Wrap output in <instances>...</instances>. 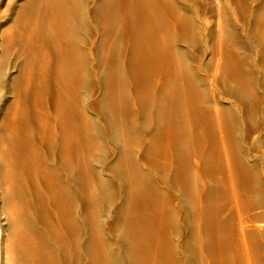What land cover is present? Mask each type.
Returning a JSON list of instances; mask_svg holds the SVG:
<instances>
[{"label":"bare ground","instance_id":"obj_1","mask_svg":"<svg viewBox=\"0 0 264 264\" xmlns=\"http://www.w3.org/2000/svg\"><path fill=\"white\" fill-rule=\"evenodd\" d=\"M201 1L200 5L199 0H2L3 6L0 8V204L3 202L4 206L2 205L3 211H0L7 217L4 222L8 224L10 234L6 245L0 230V264L180 263L181 260L178 261L175 257V250H168L169 242L165 229L168 228L166 225L168 224L166 223L168 221L166 214L168 206L166 207V203L162 199L165 197L163 191L167 190V187H164L166 184L160 183L153 175L149 180V175L145 173L147 179L144 171L142 172L137 166L136 157H133L136 154L130 155V151L127 155L122 153L127 150L124 149L126 145L122 146L124 150L122 151L117 146L115 135L117 132L123 131L119 133L120 135L118 134L120 137L123 136V140L127 138L124 137L126 131H134L132 130L133 126L129 123V116H123V111L128 112L130 105H133L131 101L130 105L128 103V100L132 99L127 89L132 85L134 79V83H139L135 87H140V90L138 89L136 92H139L140 96V93L148 94L147 96L151 97L145 95L147 101L149 99L148 103L152 104L154 100L157 104L156 109L159 110V113L155 112L160 115L156 116L155 113L154 115L158 119L161 116L160 121L158 119L156 121L161 124V137H163L162 135L165 137L162 139L165 140L164 147L167 157L164 150L163 158H167H164L166 160L164 169L167 174L170 173V167L174 161L172 159H175L176 156L178 159V156L182 155L186 148L185 146H183L185 149L179 148L187 141L197 143L195 148L198 152H194L199 153L200 159L204 157L203 160L206 161L205 154L208 153L206 139L209 137H205L203 130L209 131L210 126H204L208 120L214 121L217 129L214 125L213 128L216 131L211 127L207 133L214 130L219 134L218 147L213 145L217 143L215 141L214 143H212L213 141L209 142V144L212 143L211 145L218 148V151L216 150L220 153L218 156L223 158L228 172L233 171L230 169L232 152L228 144L232 140L228 141L230 134L227 132L229 130L225 124L229 121L225 122L224 120V115L228 114L225 112H228V109L232 110V104L230 101H223L222 96L225 94L222 91V84H226L228 81L227 71L237 72L234 73L238 77L239 83L236 80L237 84H240L238 87L244 84L241 85L242 81H247L243 64L245 61L242 62L238 54L240 46H242L241 40H239L241 38L234 33L233 20L230 19L229 4L231 0ZM202 5L203 12L201 11ZM251 12L258 15L260 20L259 27L261 29L259 32L260 38L263 39L261 45H263L264 4L260 8H253ZM255 23L257 24V22ZM87 24L90 25L88 27L95 35V40L89 49H82L80 33ZM249 27L250 22L243 23L241 33L248 32ZM190 37L199 42L200 51L196 52L198 63L195 60V53H193L195 48L185 41V38L189 39ZM195 40L193 42H196ZM121 52L125 56L124 62L127 65H125V70L127 67L130 68L132 81L126 71L119 66L121 62L118 57L121 60ZM210 52L213 55L214 65L208 69L202 65L201 61ZM257 67H259L260 73L264 74V61ZM89 77L95 80L99 88V96L107 99L105 104L103 103L105 106L100 103L103 98L96 101L99 102L98 105L93 106V104H89L87 96L82 95V85ZM247 78L249 79V77ZM202 83L208 85V89L214 97L213 102L207 106L205 102L207 100H202L207 96L204 95ZM247 83L249 84V81ZM248 84H246V88H248ZM249 86L251 85L249 84ZM142 90L144 93L141 92ZM250 91H253L251 87ZM134 95L137 99L140 97L137 94ZM119 106L121 107L119 108ZM145 106L148 107V105ZM106 107L113 109L110 110L112 114H107ZM109 109L107 110L109 111ZM243 111V105H236L234 108L235 120L241 121ZM134 115L136 116V114ZM99 116H104L101 119L103 120V129L108 138H112L117 145H114L111 152L107 151L112 153L110 164L108 161L103 168L100 166L101 168L96 169L95 165L103 158V152L107 148L106 143L108 142V138L105 140L100 133L102 126L98 123ZM148 118L150 120V116ZM206 127L208 129H205ZM200 128H204L203 132L198 130ZM229 129L233 130V128ZM133 137L136 138V136ZM154 140H150L149 144H153L156 141ZM211 140L209 138V141ZM163 149L162 147L161 150ZM209 151L211 152V150ZM180 152L181 154H179ZM210 152V155H215L214 151ZM122 154L124 157L130 156L129 166L126 165L125 159V163H123V159L121 160ZM132 157L135 163L131 160ZM145 157L143 156V158ZM190 157L188 156V158ZM147 159L144 164L149 161V158ZM197 159L199 160V158ZM164 160L162 159V162ZM217 160L220 162L222 159ZM150 162H148L149 166L152 164ZM181 162L185 164L183 161ZM181 162H178L180 164L174 168L181 167L183 169L185 166H189L187 163V165H183L184 167L179 166ZM221 162L220 165L223 164ZM122 168H126L124 169L126 170L125 174ZM154 168L156 170V167ZM59 169L63 174L59 172ZM241 169L244 173H250L245 166ZM152 172L154 171L152 170ZM69 173L71 174L70 179L74 174L72 181L78 184V192L82 193L81 195L85 199V201L82 200V203H88L92 207H98L100 197L104 196L103 193L115 185V191L122 202V209L129 211L128 225L132 236V242L129 240L132 244L130 248H127L126 241L121 239L117 244L119 252L115 256L111 253L106 238L99 230L90 240L82 239L85 236V231L79 224L81 215L75 209L76 194L72 190L74 188L69 186ZM122 173L123 176H121ZM188 173L191 175L192 172ZM195 174L197 175V173ZM182 175L187 176V173ZM190 175L187 176L188 181L192 178ZM211 178L209 177L207 180ZM229 180L231 196L238 207H241V203L238 204L239 191L237 188L239 187L236 186L233 177ZM196 185L199 187L198 184ZM172 189L175 188L172 187ZM203 195L204 199L207 195L206 193ZM80 197L82 198L79 195ZM218 199L220 200V198ZM166 200L168 201V199ZM204 203L202 200H198L196 217L200 222L205 217V207L207 206H204ZM178 208L180 211L184 210L181 200L178 202ZM219 209L221 210V208ZM40 210L44 211L45 216H43L48 221L47 232L49 233L46 236L41 233L34 222L39 216ZM52 212L56 213V222L55 220L54 222L50 221ZM213 214H211L213 215L212 220L210 217L205 219L211 220L217 230V233H214L216 234V244L213 247L218 249L212 251L216 260L215 262L213 259L211 261L213 264H231L232 259L228 257L230 254L228 253V255L226 249L222 248L225 247L226 242L229 243V237L226 234V244L222 247L220 244L222 243L221 236L223 237L221 231L231 232L233 226L230 224L232 223L230 221V224L225 223L232 226L231 228L223 226L218 217L219 214ZM242 220H240V228H238L242 246H236L233 241L235 247L233 251L231 250L232 244H230L231 246L226 245L230 246L232 254L234 253L232 256L236 257L235 260L244 257L243 251L247 248L245 243L248 238L245 226L247 221L243 220V222ZM234 221L236 222V220ZM4 222L2 221V224ZM199 228L201 229V225ZM4 229L6 228L4 227ZM94 229L96 230V228ZM211 230L213 229L211 228ZM51 237L56 241L51 242ZM6 238L4 239L6 240ZM235 238L239 244V238L233 237V239ZM211 243L214 244L212 241ZM198 249L200 250L199 247ZM246 251L250 252L248 248ZM249 257L251 256L244 258L246 264H259ZM210 264L212 263L210 262Z\"/></svg>","mask_w":264,"mask_h":264},{"label":"rangeland","instance_id":"obj_2","mask_svg":"<svg viewBox=\"0 0 264 264\" xmlns=\"http://www.w3.org/2000/svg\"><path fill=\"white\" fill-rule=\"evenodd\" d=\"M232 1H234V2H232ZM199 3L201 5L202 1L199 0ZM263 4H264V0H260L258 2H257V0H231V3L229 4V6H230V19H231V21L233 20L232 25H234L233 30H234V33L238 34L237 36H239V38H241L239 40L242 41V42L240 41V43L243 46V48H242V46H240L241 47L240 53H238L239 58L241 59L242 62L245 61V63H243L245 66L247 65V67L244 66V68H245L244 70L246 71L245 72V75H246L245 78L247 79V81H249V84L251 85V86H249L247 81H242V83L241 82L240 83H241V85L244 83L245 84V85L243 84L244 87H243V85L241 87H238L240 84H237L238 77H237V75H235V73H237L235 71H234L235 73L233 72L234 74L231 73L230 71H227L228 73H226V74H227V77H229L228 81L226 84H222V91H223V94H225L222 96L224 98L223 101H230L232 104V110L228 109V112L227 111L225 112V114H227V113L228 114L224 115L225 122L229 121L228 123L227 122L225 123L226 126L228 127L227 129L229 130L227 132L230 134L228 136L229 137L228 141L230 142L232 140L230 143H228L230 150L232 152V154L230 152V154L232 156V159H231L232 164L230 163V166H231L230 169L233 170L231 172H228L229 170H228L227 165L225 164V162H223L224 161L223 158L219 157L220 153L217 152L218 148H216V147H218L219 134H217V132L216 133L214 132V130L216 131V129H217V125L214 121H209V120H208V123H206L204 126H208V127L210 126V128H209V131H210L211 127H212V129H214L213 127H214V125H216L215 126L216 129H214L212 131L213 133L212 132L207 133L209 131L203 130L204 128L198 129V130H200V132L204 131L203 133L205 134V137L208 136L210 138V140L212 139L211 141H209V138L207 137L208 139H206V142H207L208 146L211 145L212 143H214V141L217 142V143L213 144V145H217L216 147L213 145H211L210 147L207 146L206 150H208L207 151L208 153L205 154V156H206L205 160L206 161L203 160L204 157H203V159H200V157L198 156L199 153L196 154V152H194V151H197L195 148L196 147L195 145H197V143H195V141H187V143L183 144L182 147L179 148L181 150L185 149V148L187 149V150L185 149V151H183L182 155L178 156V159L179 160L181 159V160L179 161L177 159V156L175 157V159L173 158L172 159V160H174L173 164L170 163L171 164L170 173L167 174L165 172L164 163L166 160H164V158L167 159L166 158L167 153H166V150L164 147L165 146V144H164L165 140L162 139L165 137H164V135H162L163 137H161V134H162L161 133L162 132L161 124L158 123L160 121L159 119L161 116L158 119L157 117L155 118V115H154V113L156 114V116L160 115V114H157V112H155V111H158V113H159V110L156 109L157 104L154 100L152 101L151 99H150V101H152V104H150L151 102L148 103L149 99H148V101L146 99L147 97H149V96H147L148 94L142 95V93H140L141 94V96H140L139 92H136V91H138V89L140 90L139 86H138L139 88L137 86H136L137 88L135 87V85H137V84L139 85V83L138 82H135L136 84L134 83V79L131 75L130 68L127 67L125 70L126 64L124 62V60H125L124 59L125 56H123L124 53L121 52V54H120L121 60L118 57L119 62H121V63H119V66L121 67V69L126 71L128 76L131 77V81L133 79L132 85L129 87V89H127V92L130 95V98L132 99V100H128V103L131 101V103L133 105L131 106L129 103L131 109L129 107L128 112L123 111V116H127V117L129 116V123H131V125L133 126L132 130H134V131L129 130V131H126L127 133L124 132L125 133L124 137L126 136L127 138H124L123 140H122L123 134L121 133L122 137L119 136L120 135L119 133L123 132V131L117 132V135H115V140L118 143V145H117L114 143L112 138H108V136L106 135V133L103 129L104 125H103V120H101V119L104 118V116H99L100 119H98V123L100 124V126H102V127H100V131H101L100 133H102V137H104L105 140H107V138H108V142L106 143V147H107L106 149L107 150L105 149V151L103 152V158L100 159V161L98 163H96L95 168L96 169L101 168L100 166H102V168H103L105 166V163H107L108 161H109L108 164H110V162L112 160V155H111L112 153H109V152L112 151L114 145L119 146L122 149V151H124L122 146L126 145L124 147V149H127V150L122 152V153H125V155H127L128 151H130L131 152L130 155L136 154L135 156L133 155V157H136L135 161L138 164L137 166H139V168L142 170V172L144 171L143 172L144 174L146 173L149 175V180L151 178V175H153L154 178L157 179L160 183L166 184V186H164V187H167V190L163 191L164 192L163 195L165 197H163L162 199L165 201L166 207L168 206L166 208L168 211V213L166 211V214L168 216L167 217L168 219L166 218L168 220V221H166V223H168V224H166V225L168 228H165L166 229V235L168 237V242H169L168 243V250H170V249H171V251L175 250L176 259L178 261L181 260V261H179L180 262L179 264H200V263L203 264V262H205L204 264H210V262L213 264V262L211 261L212 259L215 262L216 256L214 253H212V251L216 249L213 246L216 244V240H215L216 234H214V233H217V230L215 229V227L213 226V223L211 222L212 216L214 215L213 213H215L216 215H218V214L220 215V216L218 215V217H219L221 223H223V226L226 225L228 227L229 226L228 223L229 224H230V222L232 223L230 225H232L233 227L229 226V228L232 227L231 232H233V233H231L229 231H225V230L221 231V233L223 232L222 235L224 238L221 236L222 243L220 245L222 247L226 243H227L226 245L232 244L233 247L231 245L230 246L232 248L231 250H233V251L235 249L234 243H236L235 244L236 246H240V247L242 246V239H241V236L239 234V229H238V228H240L239 222L241 219L244 220L245 218H247L244 220V221H247L245 226H246V234L248 237L247 238L248 241L246 240L245 243H246V247L248 248V250H250V252L246 251L247 250V248H246V250H244L246 253L243 251L244 257L241 256L243 259L240 258V260H239L237 258L235 260L236 257L232 256L234 253L232 254V251L230 250V246L225 245V247H222V248L226 249L227 254L229 253L231 255L230 256L228 254L229 255L228 257H231V259H232L231 264H235L236 261H237L236 264H240L241 262H242L241 264H246V261H245L246 259H244V258H247L248 256H251L249 258L251 260L253 259L252 261H254V262L257 261L259 264H264V74L260 73L259 67H257V66H259V64H263V61H264V59H263L264 58V44L261 45L263 43L262 42L263 39L260 38L261 35H260L259 31H260L261 27H259L260 20L258 18V15L255 14L256 15L255 16L254 13L251 12V10L253 8H260L263 6ZM2 6H3V2H2V0H0V8ZM201 11L203 12V5L201 7ZM234 11H235V13H234ZM249 22H250L249 31L242 34L241 28L243 27V23H249ZM255 22H257V24ZM88 26H90V25L87 24L86 26H84L82 32L80 33V39L82 38L80 41L82 49H87V48L89 49L91 47L92 43L94 42L93 40H95V35L92 33V31L90 30V27H88ZM236 31H237V33H236ZM190 38L189 39L185 38V41L192 48H195L194 49L195 52H193V53H195L194 55H195V60H196V55H197L196 52L200 51V46L198 44L199 42L193 38H191V41H192L191 42ZM194 40L196 42H193ZM196 44H198V45H196ZM242 49H243V51H242ZM259 51H261V52H259ZM252 53H253V55H252ZM260 55H262V56H260ZM256 56H258V57H256ZM206 58L202 59L201 63L205 68L211 69L214 65V62H213L214 59H212L213 55L211 54V52ZM256 58H258V59H256ZM197 63H198V61H197ZM250 65H251V69H250ZM248 67H249V69H248ZM128 69L130 71V74H129ZM246 73H249L250 75L246 74ZM230 74L233 75L232 78H230L231 77ZM247 77H249V79ZM253 78H255V79L257 78V79L255 80ZM238 83H239V81H238ZM246 84H248V88L245 87ZM260 84H261V86H260ZM250 87L252 88L253 91H250ZM202 88L204 90V95L205 96L207 95L206 97L204 96L205 98H203L202 100H207V101H205L207 104L204 102L207 106L213 102L214 97L210 93L207 84L202 83ZM247 89H249V90H247ZM224 90H226L228 92L226 93V91L224 92ZM98 92H99V88H98L95 80L91 77L87 78L82 85L81 93L85 97L87 96L86 98L88 99L89 104L91 103V105L93 104V106H96V104L98 105V103H99L96 101H99V99L101 100V98L106 99L105 97H102V96L100 97ZM141 92L144 93L143 90ZM134 94H137V96H140V97H138V99H137L136 95H134ZM145 95L147 97H145ZM149 98H151V97H149ZM103 99L100 102L102 104L107 101V99L106 100H103ZM239 100H241L242 102H240ZM244 103H246V104H244ZM205 104H203V105H205ZM145 105H148V107ZM236 105H243L244 111H243L241 121L235 120L236 117L234 114V108L236 107ZM120 107L121 106H119V108ZM132 108H133V111H132ZM148 108H150L151 110ZM107 109H109V108L106 107L107 114H112V113H110V110H113V109L110 108L109 111ZM144 110H146L148 113ZM132 112H134V113H132ZM149 113H150V115H149ZM134 114H136V116ZM147 114H148V116H147ZM244 114H246V115H244ZM149 116H150V120L148 118ZM156 119H158L159 121L157 122ZM134 122H136V123H134ZM208 127H206L205 129H208ZM229 128H233V130L230 131ZM136 132H137V134L135 135ZM153 132L155 134H152ZM227 132H226V134H227ZM231 133H233V134L231 135ZM126 134H128V135H126ZM131 135L136 136L137 139L133 136L131 137ZM139 139L141 142L139 141ZM137 140H138V142H137ZM150 140L151 141L154 140L155 142H157V143H155L153 141L157 146L154 143L153 144L151 143L152 145L149 144L151 142ZM143 141L144 142L146 141V144H144ZM189 142H191V143H189ZM209 142H212V143L209 144ZM234 143H235V145H234ZM150 145L154 149H152ZM153 145H155V146H153ZM183 146H185V148ZM162 147L164 148L163 150H161ZM159 148H161V149H159ZM46 150H47V148H46ZM145 150H147V151H145ZM154 150H156V151H154ZM164 150H165V154H166L165 156L166 157L163 158V156H164L163 151ZM188 150H189V152H187ZM191 150H193V151L191 152ZM209 150H211V152L214 151L213 153H215L216 156L214 154L210 155ZM107 151H109V152H107ZM181 152L179 154H181ZM184 152H187V153H184ZM147 153H148V155H147ZM156 153H157V155H156ZM160 153L163 155H161ZM218 154H219V156H218ZM106 155H107V157H106ZM145 155H147V156L145 157ZM176 155H178V154H176ZM186 155L191 156V157L188 158V156L186 157ZM195 155H197L196 159H195ZM143 156L145 158H143ZM129 157L130 156L124 157V155H123L121 158V160L123 159L122 160L123 163L126 162L127 166H129V164L131 162ZM133 157L131 160H133ZM147 158H149V161H147V164L146 163L144 164V161L148 160ZM197 158H199V160ZM124 159H125V162H124ZM156 159H158V160H156ZM162 159L164 160V162H162ZM168 159H169V161H171V159L169 157H168ZM217 159H222V160H220V162L222 161L224 165L223 164L220 165V162ZM150 160H151V162H150ZM114 161H116V160H114ZM135 161L133 160L134 163H135ZM181 161H183V163H185V164L187 163L189 166L186 167L185 164H182ZM148 162H150V164L151 163L152 164L149 166ZM178 162H181V165H179V166L184 165L185 167L183 166L184 167L183 169L181 167H178L177 169H175L177 167V164H180ZM190 163H191V165H190ZM175 164H176V166H175ZM152 165H153V168H151ZM221 166H223V167H221ZM244 166L247 169H249L248 171H250V173L249 172L244 173L243 171H241L242 170L241 168ZM124 167H126V166H124ZM154 167H156V170H154L155 169ZM157 168H159V169H157ZM160 168H163V169H160ZM122 169H123V173L124 172L126 173V170H124L126 168H122ZM173 169H174V171H173ZM152 170L154 172H152ZM59 172L61 174H63V172L60 169H59ZM188 172H192L191 175ZM120 173H121V171H120ZM123 173L121 174V176H123ZM184 173H187V176L190 175V178L192 176L191 179H193V180L189 179V181H188L187 180L188 177L182 175ZM195 173H197V175ZM230 173H232V174H230ZM233 173H234V175H233ZM146 174H145V176L148 179ZM247 174H249V175H247ZM164 175H165V178H164ZM180 176H184V177H180ZM69 177H71V174L68 176V178ZM73 177H74V174H72L71 179L69 178L70 182H68V183H69L70 187L74 188V189H72V188H70V189H72L74 191V194H76V208L75 209H76V211H79L78 214L81 215L79 224H80L81 228L85 231V233H84L85 236H83L82 239L84 241L90 240V238L96 234V231L99 230L102 232V234L106 238L108 245H109V248L111 250V253L114 254L115 256L119 252L117 249L118 248L117 244H119L121 239H124V241H126L125 243L127 244L126 245L127 248H130L132 246V244H131L132 236L130 235V229H129V225H128L129 224L128 223L129 222V215H128L129 211L127 209H122V202L119 200V196L117 195V192L115 191V188H116L115 185L113 188H111L109 191H107L109 193H107V192L103 193L104 196L100 197V200H99L100 203H98V205H97L98 207H96V206L92 207V205H90L88 203H85V204L82 203V200L85 201V199H84L83 195H81L82 193L78 192L79 186L77 187L78 184L77 183L75 184V182L72 181V180H74ZM209 177L210 178L212 177V178L207 180V178H209ZM231 177H233V179L236 181V186L239 187V188H237L239 191V202H238V204L241 203V205H240L241 207H238V205L234 202V200L231 196V187H229L230 186V180L229 179ZM160 180H162V181H160ZM207 182H209V183H207ZM199 183H202V184L200 185ZM204 183H205V185H204ZM114 184H116V183H114ZM192 184H193V186H191ZM196 184H198L199 187ZM208 184H209V187H208ZM168 186H169V188H168ZM172 187L175 189H172ZM207 188L212 189L215 192H213L212 190H208ZM185 189H188L190 191L185 190ZM113 191H115V193H113ZM78 193H80L79 195L82 196V198L81 197L79 198ZM205 193L207 195V196L206 195L205 196L208 199L206 197H204V199H203V196H204L203 194H205ZM210 194L213 196H211ZM196 195H198V196H196ZM193 196H194V198H193ZM218 198H220V200ZM166 199H168V201ZM209 199H212L214 201L209 200ZM180 200H181V202H183V206H184L183 211H180L178 208V202ZM198 200H202L203 203L205 200V203L207 202V204L209 205L208 206L207 204L204 203V206H207V207H205L206 208L205 209V217L202 220V222L197 220V217H196L197 216L196 210H197ZM2 205L4 206L3 202L0 204V206L2 207ZM1 207H0V210L3 211V207L2 208ZM193 207H195V208L193 209ZM219 208H221V210H223V211H221ZM177 210H178V212H177ZM170 212H172L173 214H171ZM237 212H239V213L241 212V214H239V213L237 214ZM2 213H4V212H2ZM38 214H39V216H37L36 219L34 220L35 226L39 230H41V233H43L46 236L49 233V232H47L48 231L47 230L48 221L46 220V217H44L45 213L43 210H40ZM52 214H53V216H52ZM52 214H51L52 217L50 216V221L53 220L52 222H54V220H55V222H56L57 221L56 220V213L52 212ZM211 214H213V215H211ZM224 214H226V215H224ZM4 215L5 214H1V211H0L1 236L4 240V243L6 244V243H8V240H9V234H10L9 232L10 231L8 230V227H7L8 224L4 222L5 218L7 219V217ZM2 216H3V219H2ZM209 217L211 220H205V219H209ZM94 219L97 220L96 223H95L96 220H94ZM221 219H223L224 221ZM234 220H236V222ZM2 221L4 222L3 224H2ZM45 221H47V222H45ZM226 222H228V223L225 224ZM202 223H204V224H202ZM205 223L207 224V226ZM235 223H236V225H235ZM200 225H201V229L199 228ZM4 227L7 230L4 229ZM195 227H196V229H195ZM94 228H96V230ZM211 228L213 230H211ZM212 231H213V233H212ZM205 233H207V234H205ZM234 233L236 234V236ZM225 234L227 235V237H229L228 238L229 243L226 242ZM232 234H234L233 237H238L239 239L238 238L237 239L240 240L241 243H240V241H238L239 244H237V240H236V238L233 239ZM6 236H7V238H6ZM4 238H6V240ZM52 238L53 237L50 238L51 242H55L56 239H54V238L52 239ZM201 239H204V240H201ZM211 241L214 242V244L211 243ZM233 241H234V243H233ZM193 245H195V246H193ZM198 247L200 248V250L198 249ZM215 247H218V246H215ZM217 249H216V251H217ZM248 253H250L251 255H249ZM199 255H201V256H199ZM203 258H204V260H203Z\"/></svg>","mask_w":264,"mask_h":264}]
</instances>
